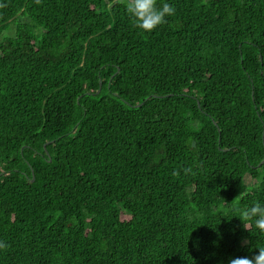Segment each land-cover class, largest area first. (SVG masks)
Returning a JSON list of instances; mask_svg holds the SVG:
<instances>
[{
  "label": "trees",
  "instance_id": "obj_1",
  "mask_svg": "<svg viewBox=\"0 0 264 264\" xmlns=\"http://www.w3.org/2000/svg\"><path fill=\"white\" fill-rule=\"evenodd\" d=\"M168 2L145 32L125 0H0V264L264 245V0Z\"/></svg>",
  "mask_w": 264,
  "mask_h": 264
},
{
  "label": "clouds",
  "instance_id": "obj_2",
  "mask_svg": "<svg viewBox=\"0 0 264 264\" xmlns=\"http://www.w3.org/2000/svg\"><path fill=\"white\" fill-rule=\"evenodd\" d=\"M125 10L132 18L134 25L145 32H151L165 23L166 17L175 13V7L168 0H162L159 5L157 0H125ZM235 211L241 212L240 209ZM243 218L251 221L259 234L264 235V201L257 200L250 206L243 208ZM247 245L249 241H242ZM255 255L230 258L227 264H264V245L256 247Z\"/></svg>",
  "mask_w": 264,
  "mask_h": 264
},
{
  "label": "rangeland",
  "instance_id": "obj_3",
  "mask_svg": "<svg viewBox=\"0 0 264 264\" xmlns=\"http://www.w3.org/2000/svg\"><path fill=\"white\" fill-rule=\"evenodd\" d=\"M14 32V24L13 23H10V26H9V29L8 31L6 32H3L1 35H0V39L3 37V35H12ZM247 180V179H246Z\"/></svg>",
  "mask_w": 264,
  "mask_h": 264
},
{
  "label": "water",
  "instance_id": "obj_4",
  "mask_svg": "<svg viewBox=\"0 0 264 264\" xmlns=\"http://www.w3.org/2000/svg\"><path fill=\"white\" fill-rule=\"evenodd\" d=\"M262 161H264V159Z\"/></svg>",
  "mask_w": 264,
  "mask_h": 264
}]
</instances>
